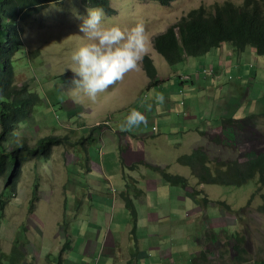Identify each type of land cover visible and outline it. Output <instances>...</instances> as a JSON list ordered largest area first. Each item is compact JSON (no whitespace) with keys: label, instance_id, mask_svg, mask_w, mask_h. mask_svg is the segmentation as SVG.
I'll return each mask as SVG.
<instances>
[{"label":"rangeland","instance_id":"374dc122","mask_svg":"<svg viewBox=\"0 0 264 264\" xmlns=\"http://www.w3.org/2000/svg\"><path fill=\"white\" fill-rule=\"evenodd\" d=\"M224 2L239 4L243 0H172L167 6L149 1L109 0L115 11L111 17L98 9H85L81 0H64L24 21L23 47L15 55V81L18 85L28 84L43 102L36 108L34 122L29 120V127L18 126L16 133L25 136L30 147H35L37 140L47 136H68L71 143L53 147L49 159L45 155L25 161L11 196L6 191L9 187H5L4 178H0V194L3 192L7 201L0 216V264H13L3 254L12 251L15 245L19 247L26 231L32 235L27 236L25 245L30 244L31 252H36L33 237L36 230L24 229L30 221L36 226L45 225L40 231L45 240H42L45 242L42 248L46 251H51L54 235L65 245L67 235L76 242L85 228L104 232L101 210L95 202L81 203L75 200L72 192L78 188L83 199V189L94 188V192L105 198L111 193L110 189H119L116 178L122 165L117 149L118 135L114 136L112 144L96 148L91 137L86 141L81 136L89 137L91 126L104 127L102 123L110 126L106 128V139L115 134L113 129L117 133L126 131L148 136L154 125L160 133L167 134L164 126L159 125L158 103L169 92L172 98H180L177 90L180 74L193 76L198 73V78L212 84L209 89L202 83H186L181 95L191 109L185 127L206 131L201 137L204 145L199 147L212 166L218 161L246 160L245 155L250 151H264V117L257 124L255 122V137L245 131L247 133L242 140L239 136L236 144L225 142L228 133L213 128L223 116L241 120L264 113V76L254 82H241L244 95L233 93L234 84L238 82L234 80L237 79L235 73L229 74L233 80L225 77L211 83L207 74L199 72L201 67L197 61L203 55L169 65L152 44L153 36L181 15L200 6ZM224 46L222 49L226 53L234 54L233 49ZM143 54L152 58L158 76L164 80L148 85L149 78L141 63ZM213 54L205 56L211 58ZM253 58L254 63L256 59L264 60V56L256 54ZM152 104L156 106L151 111ZM235 132L240 133L239 130ZM213 134H218L219 141L212 139ZM95 136L100 135L95 133ZM120 136L124 138L125 134ZM169 136L171 140L180 139L178 134ZM169 136L157 138L159 146L149 147L150 157L168 161L167 171L187 178L184 187L174 186L193 193L188 198L194 205L188 201L182 208L194 210L188 212L191 218L187 222L199 220V224L189 225L186 234L193 241L198 240L196 235L204 238L197 242L200 253L194 255L193 260L188 259L191 249L186 247L187 253L181 258L187 257V260L180 263L258 264L264 259V212L260 209L264 186L257 178L239 185L199 183L188 166L172 161L183 150L166 149L165 137ZM151 139L149 137L147 142ZM83 145L91 148V156L93 152L96 154L92 171L77 163L76 156L85 159L87 150L84 152ZM146 171L152 173L150 169ZM203 197L207 199L206 204L201 201ZM96 214L100 226H94ZM202 220H205L204 226Z\"/></svg>","mask_w":264,"mask_h":264},{"label":"crops","instance_id":"0c3cea01","mask_svg":"<svg viewBox=\"0 0 264 264\" xmlns=\"http://www.w3.org/2000/svg\"><path fill=\"white\" fill-rule=\"evenodd\" d=\"M222 46L224 45L209 50L207 53H214L213 57L207 58V56L203 55V58L197 61L198 65L200 67L207 64L213 65L216 78L208 76L211 83L235 73L239 79L234 84L233 93L240 92L244 95V92L241 90V82H254L263 77L264 60L258 61L256 59V63H254V52L252 49L247 50V53L244 52L245 54H232L226 53L222 49ZM201 79V77L196 78L192 76L181 82L180 76L178 81L181 85L177 89L178 93L179 90H183L184 94L186 83H202L204 87L211 89L212 84L209 85L206 80ZM175 84L177 86V81H175ZM191 91L193 92L194 90ZM181 99L183 103H181ZM158 105L160 106V113L157 114L160 120L159 125L162 124L164 126L167 134L160 133L158 126L154 125L152 127H156V131L150 133L148 136L124 131L117 133L113 129L115 134L113 136L110 135L106 139L108 136L106 128H110V126L104 125V127L92 130L90 128L95 148L97 146H104L107 143L112 144L115 139L114 136L118 135L117 149L119 150V160L122 165L120 175L116 178L120 186L119 189L114 191L113 188H109L111 193L109 196L107 194L105 198L101 194H98L97 191L94 192V188L88 189V191L84 188L83 199L78 188H74L72 192L75 200L81 203H85L87 200L91 201V203L95 202L98 210H101L104 232L96 229V231L89 230L90 233L85 228L83 234L79 233V238L76 242L70 234L67 235L68 240L65 245H63L58 235H54L50 245L51 251H46L42 248L45 246V242H43L45 240H43L40 231V228L45 227V225L36 226L33 221H30L27 222V225L23 226L27 230L28 228L36 230L37 234L33 235L37 247L36 252H31L30 244L25 245L28 241L27 236L29 234L32 235L31 232L26 231V236L20 241V246L17 247L15 245L12 251L4 253L6 259H9L13 263L16 255H18L20 260L16 264H187L180 263L181 260H187V257L181 258L187 253L186 247L191 249L188 252V259H192L194 255L197 256L200 253V250L197 249V242L198 240L201 242L204 238L196 235L198 240L193 241L192 237L190 236V239H188L186 234V228L189 225L195 226L199 224V220H196L195 223L187 222V219L191 218L188 216V212L193 213L194 210L188 211L182 208L183 205L187 206L188 201L194 205L193 201L188 198L190 193L185 188L174 187L179 185H169L162 178L161 174L153 167L147 165V163L161 167L170 165L168 161H161L150 157L149 147L159 146L156 143L159 136L178 134L180 138L178 141L171 140V136L165 137L166 149L183 150L182 154L179 153L172 159L176 163V159L179 156L187 155L200 145H204L202 136H200L203 130L200 128L187 129L185 127V122H187V116H190L189 111L191 109L189 108L190 103L186 106L184 96L181 97L180 95L179 99L172 98V93L169 92L164 98H161V102ZM155 106V104H152V108L148 109L152 111L155 109ZM70 114L69 116H71ZM181 116H183L182 119ZM209 128L212 129V126H209ZM213 128H220L221 132L228 133L229 139L225 141L231 143V128L223 131L219 123H214ZM95 133H99L100 136L96 138ZM121 133L125 134L124 138L120 136ZM207 133L209 134V132ZM213 135L212 138L219 137L218 134ZM149 137L152 139L150 142H147ZM186 149L189 150L188 153L185 152ZM95 155V152H93L91 156V148H88L87 152H85L84 160L76 156L77 163L85 165L86 170L92 171L95 165ZM77 163L75 164L78 165ZM99 163H101V160ZM135 164L137 165L135 169L132 171L128 169L129 166ZM124 169H128V174L131 175L133 181L130 180L129 176L128 178L125 177L126 173H124ZM146 169L152 170V173L147 172ZM124 194L130 195L133 198L137 211V223L134 230L130 213L124 207V200L122 198ZM95 196L98 198H95ZM105 209H110V211H106ZM78 215L80 214L78 213ZM97 217L98 214H96V224L94 226H100L98 225L99 221ZM114 219L119 225L114 222ZM203 221L205 222V220H202L201 224L204 226ZM196 251H198L197 254L195 253Z\"/></svg>","mask_w":264,"mask_h":264},{"label":"trees","instance_id":"16d2710c","mask_svg":"<svg viewBox=\"0 0 264 264\" xmlns=\"http://www.w3.org/2000/svg\"><path fill=\"white\" fill-rule=\"evenodd\" d=\"M62 1L64 0H0V178H4L5 187H9L6 189L9 192L8 196L15 193L21 165L25 161L45 155L49 159L53 147L70 143L68 136H47L37 140L35 147H30L25 136L16 133L18 126H28L29 120L34 122L36 108L43 102L28 84L18 85L15 81V55L23 47L24 21L48 6ZM107 1L81 0V3L85 9L98 8L106 12V15H112L114 11ZM139 1H153L161 6H167L172 0ZM196 9L181 15L164 31L153 36L154 49L168 64L182 62L189 56L204 55L221 44L230 46L236 53L251 48L258 56H264V0H243L239 4L214 3L209 7L200 6ZM142 65L150 83H154L157 69L148 54L142 56ZM262 117L264 113L243 120L227 118L222 120V126L223 129L231 127L232 131L239 130L243 135L250 131L255 137V122L257 124ZM231 143H237L235 136L231 138ZM245 157L246 160L218 161L212 166L202 149L198 148L188 155L179 156L176 161L188 166L199 183L239 185L257 178L264 186V151L261 150L259 153L250 151ZM134 168L135 165H132L131 169ZM154 168L169 185L184 187L188 183L187 178L181 174L167 172L165 168L159 166ZM122 198L125 209L130 213L134 230L137 211L133 198L126 194L122 195ZM5 200L2 192L0 216L4 212L7 202ZM262 200L260 209L264 212V195ZM201 201L206 204V197L201 198ZM19 260V256L16 255L13 264ZM258 264H264V259Z\"/></svg>","mask_w":264,"mask_h":264},{"label":"clouds","instance_id":"9594fccd","mask_svg":"<svg viewBox=\"0 0 264 264\" xmlns=\"http://www.w3.org/2000/svg\"><path fill=\"white\" fill-rule=\"evenodd\" d=\"M137 1H139V0H137ZM141 2H147V1H141ZM149 2H153V1H149ZM156 3V2H155ZM89 9V8H88ZM94 9H98V8H94ZM196 9V8H195ZM98 10H100L101 12H103L101 9H98ZM114 11V10H113ZM189 12V11H188ZM187 12V13H188ZM104 13V12H103ZM114 13H115V11H114ZM105 14V13H104ZM106 15V14H105ZM113 15V14H112ZM112 15H106L107 17H111ZM164 31V30H163ZM160 32H162V31H160ZM160 32H158V33H160ZM158 33H156V34H158ZM155 34V35H156ZM221 45H223V44H221ZM220 45V46H221ZM225 45V44H224ZM225 47H229V48H231L230 46H228V45H226ZM215 49V48H214ZM231 49H233V48H231ZM155 50V49H154ZM212 50V49H211ZM247 50H251V48H247ZM246 50V51H247ZM156 51V50H155ZM245 51V52H246ZM252 51L254 52V50L252 49ZM208 52V51H207ZM233 53H235V54H240V53H236V52H234L233 51ZM242 53H244V52H242ZM207 54V53H206ZM254 54H256L255 52H254ZM144 55V54H143ZM142 55V56H143ZM205 55V54H204ZM257 55V54H256ZM200 56H202V55H200ZM189 57H194V56H189ZM189 57H187L185 60H187ZM195 57H197V56H195ZM152 59V58H151ZM184 60V61H185ZM153 61V60H152ZM141 63H142V60H141ZM154 64V63H153ZM170 65V64H169ZM155 66V65H154ZM142 67H143V65H142ZM156 67V66H155ZM251 67H252V65H251ZM250 67V68H251ZM157 69V68H156ZM145 71V70H144ZM200 74H202V75H208V76H211V77H215V72H214V67H213V65H209V64H207V65H205V66H202L201 67V69H200ZM146 73V72H145ZM147 75V74H146ZM198 73H195L194 75H193V77H196V78H198ZM148 76V75H147ZM181 76V82L183 81V80H186V79H188V78H190V77H192L191 75H182V74H180V75H178V79H179V77ZM148 78H149V76H148ZM216 78V77H215ZM214 78V79H215ZM228 79H230V80H233L234 78L232 77V76H230L229 75V77H228ZM239 79V77H237V79H234V80H238ZM162 80H164V77L163 78H161L160 76H158V74L156 73V80H155V82L154 83H157V82H159V81H162ZM179 82V81H178ZM154 83H150V79H149V83H148V85L149 84H154ZM180 83V82H179ZM244 83H246V82H244ZM180 85H181V83H180ZM179 94L180 95H182L183 94V90H179ZM181 103H183V100L181 99ZM143 116V115H142ZM139 117H140V114H139ZM227 118H229V117H224V118H222L221 119V121L219 122V126L220 127H222V129H223V126H222V120L223 119H227ZM230 118H232V117H230ZM241 120H243V119H241ZM104 125H107V124H104V123H102V126H104ZM99 127V125L97 124V125H93V127H91V130L92 129H94V128H98ZM227 128H231V127H227ZM227 128H225V129H227ZM225 129H223V131L225 130ZM90 130V131H91ZM154 131H156V127H152V132H154ZM124 132H126V131H124ZM204 132V131H203ZM203 132H201L200 133V136H202V137H204V135H202V133ZM214 136V135H213ZM212 136V137H213ZM233 136H235V138H236V141H237V139H238V137L240 136V138H241V140H242V136H243V134H241V133H236L235 132V130L234 131H232L231 130V138H233ZM90 137H91V133H90V136L89 137H87V136H84L83 138H84V140H88V139H90ZM219 138V137H218ZM218 138H212V139H216V140H218ZM91 139H92V137H91ZM227 139H229V137H227L226 138V140ZM219 141V140H218ZM224 141V140H223ZM226 142V141H225ZM71 143V142H70ZM69 143V144H70ZM83 144V143H82ZM82 148H83V150H84V152L87 150L86 149V147H84V145L82 146ZM198 148H200V147H198ZM197 148V149H198ZM195 150V149H194ZM192 152V151H191ZM190 152V153H191ZM202 152L205 154V152H204V150H202ZM189 153V154H190ZM188 155V154H187ZM206 155V154H205ZM182 156V155H181ZM176 163H178L177 161H176ZM150 163H147V165H149ZM82 165V164H81ZM132 166V165H131ZM131 166H129V170H133V169H131ZM149 166H151V167H153L154 168V166H158V165H152V164H150ZM160 168H165V170L167 171V167L165 166V167H161V166H159ZM135 168H136V164H135ZM134 168V169H135ZM128 169H124V173H126V175H125V177L126 178H128V176L131 178V175L130 174H128L129 173V171H128ZM155 169V168H154ZM158 171V170H157ZM159 172V171H158ZM167 172H169V171H167ZM160 173V172H159ZM171 173V172H170ZM133 178H131L130 180H132ZM208 184V183H207ZM191 195H193V193H190ZM191 260H193V259H191ZM187 264H190V263H187Z\"/></svg>","mask_w":264,"mask_h":264},{"label":"bare ground","instance_id":"6f19581e","mask_svg":"<svg viewBox=\"0 0 264 264\" xmlns=\"http://www.w3.org/2000/svg\"><path fill=\"white\" fill-rule=\"evenodd\" d=\"M107 1V0H106ZM109 1V0H108ZM107 1V2H108ZM84 2V1H83ZM89 8H91V7H89ZM80 9V8H79ZM200 9V8H199ZM166 10V9H165ZM197 10V9H196ZM225 12V11H224ZM224 12H223V14H224ZM106 13V12H105ZM222 15V14H221ZM213 17V16H212ZM222 23H224V22H222ZM175 30V29H174ZM256 52V51H255ZM245 53H247V52H245ZM245 53H243V54H245ZM264 55V54H263Z\"/></svg>","mask_w":264,"mask_h":264}]
</instances>
